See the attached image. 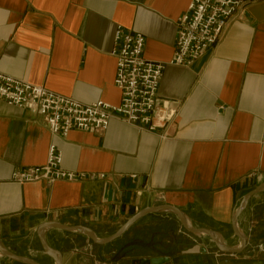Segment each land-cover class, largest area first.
I'll use <instances>...</instances> for the list:
<instances>
[{"label":"crops","instance_id":"crops-1","mask_svg":"<svg viewBox=\"0 0 264 264\" xmlns=\"http://www.w3.org/2000/svg\"><path fill=\"white\" fill-rule=\"evenodd\" d=\"M193 0H0V72L80 104L117 106V27L145 38L144 58L169 64L178 21ZM158 109L167 124L151 133L113 119L105 132L51 136L44 117L0 100V242L37 264H55L37 237L41 224L115 234L148 207L181 209L197 229L230 248L231 219L243 197L264 183V0H247L224 38L191 66H169ZM61 168L83 182L16 184L15 172L46 165L50 146ZM100 176H104L103 179ZM244 253H219L207 236L189 235L175 215H149L109 245L48 230L63 264H264V189L239 216ZM0 264H22L0 255Z\"/></svg>","mask_w":264,"mask_h":264},{"label":"built area","instance_id":"built-area-1","mask_svg":"<svg viewBox=\"0 0 264 264\" xmlns=\"http://www.w3.org/2000/svg\"><path fill=\"white\" fill-rule=\"evenodd\" d=\"M247 0H193L178 21L176 52L169 64L144 58L145 38L117 27L112 56L116 60L115 86L121 92L117 106L98 101L80 104L70 97L49 92L0 72V100L20 110L44 117L51 136L66 138L72 131L101 133L113 119L151 133L167 124V106L158 109L159 85L169 66H191L224 38L227 28ZM63 154L50 146L44 166L15 172L12 181L19 185L45 181L83 182L96 177L67 172L61 168ZM101 179L104 176H100Z\"/></svg>","mask_w":264,"mask_h":264},{"label":"water","instance_id":"water-1","mask_svg":"<svg viewBox=\"0 0 264 264\" xmlns=\"http://www.w3.org/2000/svg\"><path fill=\"white\" fill-rule=\"evenodd\" d=\"M262 189H264V183L262 185L258 186L256 189L250 191L245 197H243L241 203L239 204L238 208L233 213V217L231 219L232 222V230L235 237H237L240 241V244L238 247L230 248L223 244L220 240V238L217 237V235L208 230V229H197L195 228L190 222L187 220L185 214L182 212L181 209H178L177 207H172L170 205H159V207H148L145 208L144 211L134 215L130 218L122 227L115 232L114 235L105 238V239H97L95 236V233L93 230L87 227H77V226H64L60 223H50L46 222L41 224L40 227H38L37 231V237L39 240V243L42 245L43 252L46 256L51 258L55 264H63V257L61 253L58 250H54L50 247V245L47 243L45 239V233L48 230H60L66 233H78L80 235H83L87 237L91 242H93L95 245L101 246V245H109L115 243L116 240L123 237L126 233L130 231V229L140 220L144 219V217L149 215H159V214H171L175 215L179 221V224H181L182 228L186 233L189 235L194 236H207L211 239L213 244L215 245L216 249L219 253L228 254V255H238L244 253V250L247 247L248 238L245 237L243 234L240 233L238 228V218L239 216L245 211L247 208L248 202L256 195H258ZM0 255L6 259L13 260L20 262L22 264H37L35 261H33L31 258H23L16 256L15 254L8 251L3 244L0 242ZM170 262L169 258L166 257H146L143 259H135L131 262V264H168Z\"/></svg>","mask_w":264,"mask_h":264},{"label":"flooded vegetation","instance_id":"flooded-vegetation-1","mask_svg":"<svg viewBox=\"0 0 264 264\" xmlns=\"http://www.w3.org/2000/svg\"><path fill=\"white\" fill-rule=\"evenodd\" d=\"M233 256V255H232Z\"/></svg>","mask_w":264,"mask_h":264}]
</instances>
